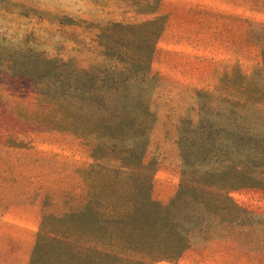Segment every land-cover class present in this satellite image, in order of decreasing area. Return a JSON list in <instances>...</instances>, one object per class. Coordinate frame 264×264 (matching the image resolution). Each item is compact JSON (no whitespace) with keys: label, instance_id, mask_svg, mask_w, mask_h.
I'll use <instances>...</instances> for the list:
<instances>
[{"label":"rangeland","instance_id":"374dc122","mask_svg":"<svg viewBox=\"0 0 264 264\" xmlns=\"http://www.w3.org/2000/svg\"><path fill=\"white\" fill-rule=\"evenodd\" d=\"M12 1L16 4L10 9L0 8V264H30L39 235L42 262L62 264L66 249L62 241L67 242L62 216L82 209L88 183L95 178L86 170L112 162L95 163L92 135L74 131L80 124L62 115V100L40 94L36 79L11 68L10 62L24 50L48 58L52 73L62 70V59L69 57L75 58L74 67L83 79L86 71L107 73L115 62L96 52L104 42L101 32L111 24H122L124 27L115 29L117 42L132 49L164 20L166 27L171 2ZM220 2L219 9L239 15H220L215 24L222 30L216 39L227 41L228 49L233 48L231 43L236 44L237 51L228 50L231 56L221 63L207 88L193 89L169 81L154 67L155 52L152 58V70L160 81L155 115L149 122L146 161L156 168L152 197L163 205L170 203L181 187L176 140L183 131L179 126L186 120H200L198 105L209 101L198 92L238 101L243 77H252L264 65V0ZM233 19L240 30L235 36L228 31ZM148 21L151 24H144ZM45 86L51 90L62 82L53 79L45 81ZM228 197L249 213L227 206L219 210L225 204L218 200L207 207L216 213L192 211L186 222L183 199L179 200L175 223L179 230L185 225L189 229V247L174 259L146 264H264V186L232 188ZM193 207L196 210V205Z\"/></svg>","mask_w":264,"mask_h":264},{"label":"trees","instance_id":"16d2710c","mask_svg":"<svg viewBox=\"0 0 264 264\" xmlns=\"http://www.w3.org/2000/svg\"><path fill=\"white\" fill-rule=\"evenodd\" d=\"M14 4L0 0L1 9ZM165 22L132 49L117 42L115 29L122 24L106 27L99 35L104 40L102 49L96 52L115 64L107 73L86 71L84 79L74 67V57L62 59V70L54 73L48 58L31 51L20 50L21 57L10 62L11 68L36 79L40 94L62 100V115L80 124L74 131L92 135L95 163L112 162L86 170L95 178L87 182L82 209L62 216L67 239L62 241L66 245L62 264H146L174 259L190 245L187 226L179 230L175 223L179 200L183 199L186 222L192 211L216 213L207 207L218 200L225 204L219 210L227 206L248 214L228 192L240 186H264L263 65L252 77H243L238 101L198 92L209 101L198 105L200 120H186L179 126L183 132L176 140L182 172L178 195L165 205L153 199L156 168L146 156L160 76L151 62ZM53 79L62 86L49 90L45 81ZM42 255L39 235L30 264H56L42 262Z\"/></svg>","mask_w":264,"mask_h":264},{"label":"crops","instance_id":"0c3cea01","mask_svg":"<svg viewBox=\"0 0 264 264\" xmlns=\"http://www.w3.org/2000/svg\"><path fill=\"white\" fill-rule=\"evenodd\" d=\"M168 1L171 2L166 10L168 19L155 50L154 67L174 83L193 89L207 88L221 63L231 56L228 50L237 51L236 44L231 43L233 48L228 49L227 41L216 39L222 28L215 23L222 14L233 17L239 14L219 9L220 0ZM233 20V27L228 31L235 36L240 30L235 28L236 19ZM238 22L240 27L241 21ZM238 50L241 52L240 47Z\"/></svg>","mask_w":264,"mask_h":264}]
</instances>
